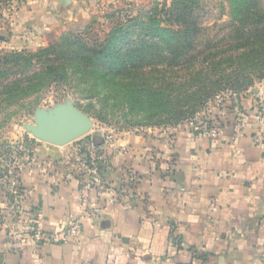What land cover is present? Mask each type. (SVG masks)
I'll list each match as a JSON object with an SVG mask.
<instances>
[{"label": "crops", "instance_id": "1", "mask_svg": "<svg viewBox=\"0 0 264 264\" xmlns=\"http://www.w3.org/2000/svg\"><path fill=\"white\" fill-rule=\"evenodd\" d=\"M127 1L26 0L11 16L9 41L33 48ZM241 104L248 118L239 135L231 112L214 111L215 136L185 126L93 139L108 165L102 214L81 220L79 236L63 244L35 243L32 222L40 212L54 233L79 218L80 168L71 144H30L17 170L19 208L0 195V264H264V127L257 145L255 102Z\"/></svg>", "mask_w": 264, "mask_h": 264}, {"label": "trees", "instance_id": "2", "mask_svg": "<svg viewBox=\"0 0 264 264\" xmlns=\"http://www.w3.org/2000/svg\"><path fill=\"white\" fill-rule=\"evenodd\" d=\"M227 4L229 21L214 23V33L204 0H171L136 15L112 9L101 21L112 28L92 43L83 32L34 54L0 55V115L10 118L7 111L26 101L36 106L46 91L62 97L75 84L81 93L119 88L132 111L178 122L224 92L246 91L264 79V7L261 0ZM230 109V100L220 106Z\"/></svg>", "mask_w": 264, "mask_h": 264}, {"label": "rangeland", "instance_id": "3", "mask_svg": "<svg viewBox=\"0 0 264 264\" xmlns=\"http://www.w3.org/2000/svg\"><path fill=\"white\" fill-rule=\"evenodd\" d=\"M25 1L11 0L6 4H0V55L34 54L40 49L47 48L49 44L56 43L63 35L83 32L86 33L84 37L86 41L92 43L96 39H103L104 35L112 28L109 21L106 22V25H102L104 22L101 21L103 20L102 16L111 15L112 9L115 8L106 10L105 14H101V18L91 16L87 21L77 26L71 25L63 29H56L45 35L42 42L34 45L33 48L27 45L15 48V44L9 41L12 34L10 19L21 3ZM154 2L168 5L171 0H132L118 7L125 9L131 15H136L140 10H148ZM204 3L206 5L204 10L207 11L204 21L209 27L210 33H214L216 31L214 25L218 26L229 21L227 0H204ZM261 3L264 7V0H261ZM98 19H101V23H93V21H99ZM74 87L75 84H72V88L64 92L62 97L53 91H46L36 106L29 105V102L26 101L23 106L10 108L7 112L14 113L10 118L6 117L8 114L0 115V195L2 199L4 196L5 198L10 197L5 181L13 176V173L9 175V172L16 171L14 169L23 163L24 155L29 153V145L35 144V141L47 142L40 138L41 124L44 121H71L74 113L78 112L76 114H79L81 120L86 124L87 131L77 140L70 142L69 144L72 146L73 144L94 142L93 139L97 137L106 140L109 136L115 137L124 133L149 137L155 133L166 132L170 128L185 127L190 122L204 120L209 113L220 112V106H225L229 100L232 102L235 99L237 102L243 103L245 99H253L256 102L259 96H264V79H262L255 81L250 88L241 93L224 92L193 115H188L183 120L175 122V120L165 119L164 116L150 115L148 117L132 111L135 108L130 109L131 103L120 99L119 88L112 91L98 88L94 90L96 93L87 90L81 93ZM30 109L32 110L31 114H27ZM6 208L7 206L3 205V210Z\"/></svg>", "mask_w": 264, "mask_h": 264}, {"label": "built area", "instance_id": "4", "mask_svg": "<svg viewBox=\"0 0 264 264\" xmlns=\"http://www.w3.org/2000/svg\"><path fill=\"white\" fill-rule=\"evenodd\" d=\"M255 106L258 110L256 123L259 128V136L257 137L256 144L260 145L262 141L261 134L264 127V96L258 97ZM230 110L233 115L232 127L234 134L239 135L248 118V113L242 107V104L235 99L231 102ZM207 116L208 117L204 118V120L195 123L190 122L187 126L206 136H215L219 134L222 130V125L214 121L210 113ZM112 138V136H109L106 138V141L112 143ZM71 153L80 168V174L82 176V182L78 189L80 216L79 218L70 219L67 227H63L58 232L52 233L46 232L43 229L42 214L37 212L32 222L33 226L31 229V237L35 243H66L70 238H77L81 233V220L93 223L98 221L102 214L100 197L103 192L108 190L103 178V173L108 168V165L101 148L95 142L73 144L71 146ZM19 169H21V165H18L17 169H14L16 171L9 172V175L13 173V176H10L5 181L6 189L12 197V204L15 209L19 208L21 199V188L17 177V170ZM135 178L137 179V177L133 175V178H131L129 182L134 184Z\"/></svg>", "mask_w": 264, "mask_h": 264}, {"label": "water", "instance_id": "5", "mask_svg": "<svg viewBox=\"0 0 264 264\" xmlns=\"http://www.w3.org/2000/svg\"><path fill=\"white\" fill-rule=\"evenodd\" d=\"M76 113L78 112H75L71 119L73 122L44 121L41 124L40 138L56 145H66L77 140L86 133L87 126Z\"/></svg>", "mask_w": 264, "mask_h": 264}]
</instances>
